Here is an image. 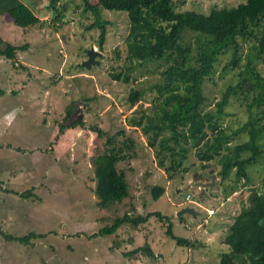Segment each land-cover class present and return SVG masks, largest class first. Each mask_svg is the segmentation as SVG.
Returning <instances> with one entry per match:
<instances>
[{
	"label": "rangeland",
	"instance_id": "374dc122",
	"mask_svg": "<svg viewBox=\"0 0 264 264\" xmlns=\"http://www.w3.org/2000/svg\"><path fill=\"white\" fill-rule=\"evenodd\" d=\"M49 1L21 0L41 20L27 29L18 27L9 15L0 18L3 48L29 45L27 50L17 52L19 67L14 62L12 67L0 56V264H219L220 254L230 251L224 243L225 232L243 204L249 206V189L264 178V160L248 169L251 183L242 182L229 197L226 194L235 185V172L231 181L224 183L218 177L220 166L216 162L207 170L198 162L188 172L178 169L168 173L159 164L158 147H149L144 132L128 126L131 118L150 114L156 97L146 92L136 105H131L132 89L148 90L159 82L162 62L137 69V79L130 85L114 81L111 75L120 70L114 61L115 52L125 48L130 29L128 15L102 10L103 19L110 25L101 52L99 31L86 29L94 18L83 11L82 0H60L68 7L62 23H53L55 13L46 7ZM243 1L185 0L177 11L208 13L212 6L234 7ZM92 49L103 56L97 57L100 63L89 69L83 63ZM227 58H222L216 74L206 82L210 99L207 110L215 111L222 92L235 83L238 71L224 70ZM227 111L222 126L228 131L243 126L249 116L241 99L233 101ZM68 113L71 118L65 122ZM81 120L85 128L67 129L56 139L60 126ZM95 128L110 136L124 130L125 135L119 136L117 143L132 139L138 154L114 167L126 172L131 195L108 210L97 207L94 191L114 179L116 173L108 160L107 137H99ZM193 161L190 158L188 163ZM164 162L166 168L170 167L169 158ZM214 175L207 196H201L202 190L196 185L211 184ZM156 185L166 190L159 201L151 199V188ZM27 192L34 196H20ZM185 206L203 214L194 222L203 224L207 235L186 230L193 219L177 217ZM154 212L171 220L177 237L197 240L199 248L179 247L167 235L168 223L156 216L138 229L125 225L115 235L92 237L127 213L145 216ZM204 220L207 222L200 223ZM2 232L18 237L32 232L48 235L22 245L7 241ZM146 245L156 258L149 252L124 255Z\"/></svg>",
	"mask_w": 264,
	"mask_h": 264
},
{
	"label": "trees",
	"instance_id": "16d2710c",
	"mask_svg": "<svg viewBox=\"0 0 264 264\" xmlns=\"http://www.w3.org/2000/svg\"><path fill=\"white\" fill-rule=\"evenodd\" d=\"M82 0L86 14L94 18L87 30H98V46L103 52L107 44L110 22L102 17V10L124 12L128 15L130 29L125 39V48L119 47L114 61L119 71L111 75L114 81L132 84L137 77L135 71L151 63L162 62L160 81L150 88L132 89L129 96L131 105H136L146 94H156L150 114L131 118L128 126L141 129L151 148L158 147V160L168 173L182 169L188 172L201 163L203 170L210 169L212 162L220 166L218 177L224 183L231 181L233 172L235 185L226 196L229 197L243 182L251 183L248 169L264 160V0H244L234 7L212 6L208 13L196 9L177 11L185 0ZM47 10L55 13L53 23H62L68 7L60 0H50ZM9 15L14 23L23 29L40 23L38 16L21 0H0V17ZM0 56L14 67L17 52L22 47L1 45ZM224 70L236 73L234 84L221 94L214 110H207L210 100L206 95V82L216 74L221 60L227 57ZM1 92V91H0ZM3 93V92H1ZM243 100L249 114L247 121L237 130L228 131L222 126L233 101ZM71 118L68 113L65 122ZM86 127L85 121H74L59 128L57 140L67 129ZM99 137H107L108 160L112 168L120 162L137 157L132 139L117 143L125 131L110 136L99 128L93 129ZM243 139V141H239ZM236 142V145L233 143ZM171 160L166 168L165 160ZM192 158L196 163H188ZM116 177L107 184L99 185L94 194L97 207L108 210L112 205L121 204L130 197V185L124 170L114 169ZM249 206L243 207L227 228L225 245L229 252L220 254L219 264H264V178L259 185L253 183L249 189ZM164 186L151 188V199L159 201L165 194ZM230 194V195H229ZM32 197L33 192L21 194ZM243 203V202H242ZM156 216L168 223L167 235L179 247L197 249L198 241L177 237L171 220L161 212L147 215L125 214L112 225L105 226L92 237L115 235L123 226L138 229ZM182 220V218H181ZM166 223V224H167ZM10 242L28 245L32 240L44 239L48 234L29 233L18 237L2 232ZM132 243V240H130ZM149 252L156 258L150 246L139 247L125 256Z\"/></svg>",
	"mask_w": 264,
	"mask_h": 264
},
{
	"label": "water",
	"instance_id": "95a60500",
	"mask_svg": "<svg viewBox=\"0 0 264 264\" xmlns=\"http://www.w3.org/2000/svg\"><path fill=\"white\" fill-rule=\"evenodd\" d=\"M88 55V60L85 61L83 63V66H87V68H91L93 65H96V64H99L100 61H97V57L98 58H101L103 55L98 52L97 50H90L88 51L87 53ZM216 179V176H212V182L211 184L210 183H207V184H202V183H198L196 186L199 187L201 190H202V194L201 196H207L206 195V189L208 187H212L213 184H214V181ZM203 214L199 211H197L194 207H191V206H185L183 207L179 212H177V217L178 218H183L185 216H189L191 217L193 220H198L199 217H201ZM159 257L163 259V255L162 254H159Z\"/></svg>",
	"mask_w": 264,
	"mask_h": 264
},
{
	"label": "built area",
	"instance_id": "2783aa9c",
	"mask_svg": "<svg viewBox=\"0 0 264 264\" xmlns=\"http://www.w3.org/2000/svg\"><path fill=\"white\" fill-rule=\"evenodd\" d=\"M15 66L19 67V64L16 61H15ZM187 201L191 202L190 196L187 197ZM212 214H214L213 211H212ZM192 221H193L192 225L188 224L185 226L187 231H189V232L193 231L195 234H197V233L202 234L203 232H205V234H208V232L204 229L205 226L203 224H198V223L194 222L195 220H192ZM203 222H207V220H204L200 223H203Z\"/></svg>",
	"mask_w": 264,
	"mask_h": 264
},
{
	"label": "crops",
	"instance_id": "0c3cea01",
	"mask_svg": "<svg viewBox=\"0 0 264 264\" xmlns=\"http://www.w3.org/2000/svg\"><path fill=\"white\" fill-rule=\"evenodd\" d=\"M31 8V7H30ZM31 10H33V8H31ZM35 14V13H34ZM36 16H37V13L35 14ZM4 17H6V15H4ZM0 18H2V17H0Z\"/></svg>",
	"mask_w": 264,
	"mask_h": 264
},
{
	"label": "clouds",
	"instance_id": "9594fccd",
	"mask_svg": "<svg viewBox=\"0 0 264 264\" xmlns=\"http://www.w3.org/2000/svg\"><path fill=\"white\" fill-rule=\"evenodd\" d=\"M192 207V206H191ZM195 208V207H194ZM197 211H198V209L197 208H195ZM200 212V211H199ZM215 214V213H214ZM207 235V234H206Z\"/></svg>",
	"mask_w": 264,
	"mask_h": 264
},
{
	"label": "flooded vegetation",
	"instance_id": "af4514ba",
	"mask_svg": "<svg viewBox=\"0 0 264 264\" xmlns=\"http://www.w3.org/2000/svg\"><path fill=\"white\" fill-rule=\"evenodd\" d=\"M198 207H201L200 205H198Z\"/></svg>",
	"mask_w": 264,
	"mask_h": 264
}]
</instances>
